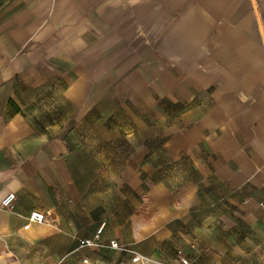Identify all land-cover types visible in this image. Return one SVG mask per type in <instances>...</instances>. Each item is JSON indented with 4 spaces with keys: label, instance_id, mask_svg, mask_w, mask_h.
Returning <instances> with one entry per match:
<instances>
[{
    "label": "crops",
    "instance_id": "obj_1",
    "mask_svg": "<svg viewBox=\"0 0 264 264\" xmlns=\"http://www.w3.org/2000/svg\"><path fill=\"white\" fill-rule=\"evenodd\" d=\"M9 194L0 264H264V0H0Z\"/></svg>",
    "mask_w": 264,
    "mask_h": 264
},
{
    "label": "built area",
    "instance_id": "obj_2",
    "mask_svg": "<svg viewBox=\"0 0 264 264\" xmlns=\"http://www.w3.org/2000/svg\"><path fill=\"white\" fill-rule=\"evenodd\" d=\"M14 200V195L9 194L6 197H4L0 201V210L9 211L12 209V202ZM45 222V215L42 212H39L37 210L32 211L29 216L27 217V222L24 225V229H28L33 224H41ZM102 228H99L97 233L89 239H80L79 240V247L81 248H100L102 247L100 245V236H101ZM108 246L115 251L121 252V254H130V257L126 261H122L119 264H138L142 262L141 257L135 254L130 253V250L128 249V246L125 244H121L118 242V240H110L108 243ZM83 264H90L88 262V259L82 260ZM182 264H188L187 261L182 260Z\"/></svg>",
    "mask_w": 264,
    "mask_h": 264
},
{
    "label": "rangeland",
    "instance_id": "obj_3",
    "mask_svg": "<svg viewBox=\"0 0 264 264\" xmlns=\"http://www.w3.org/2000/svg\"><path fill=\"white\" fill-rule=\"evenodd\" d=\"M17 90H19V89L17 88Z\"/></svg>",
    "mask_w": 264,
    "mask_h": 264
}]
</instances>
